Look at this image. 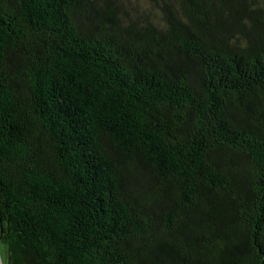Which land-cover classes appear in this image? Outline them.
<instances>
[{"label":"trees","instance_id":"obj_1","mask_svg":"<svg viewBox=\"0 0 264 264\" xmlns=\"http://www.w3.org/2000/svg\"><path fill=\"white\" fill-rule=\"evenodd\" d=\"M4 264H264V0H0Z\"/></svg>","mask_w":264,"mask_h":264},{"label":"rangeland","instance_id":"obj_2","mask_svg":"<svg viewBox=\"0 0 264 264\" xmlns=\"http://www.w3.org/2000/svg\"><path fill=\"white\" fill-rule=\"evenodd\" d=\"M0 261H1L2 264L5 263L4 253L2 252L1 248H0Z\"/></svg>","mask_w":264,"mask_h":264},{"label":"bare ground","instance_id":"obj_3","mask_svg":"<svg viewBox=\"0 0 264 264\" xmlns=\"http://www.w3.org/2000/svg\"><path fill=\"white\" fill-rule=\"evenodd\" d=\"M0 264H2L1 261H0Z\"/></svg>","mask_w":264,"mask_h":264}]
</instances>
